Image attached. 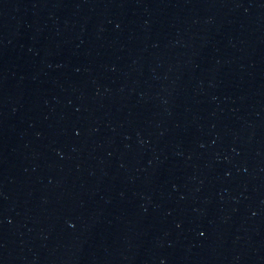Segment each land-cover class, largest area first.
<instances>
[{"label":"water","instance_id":"water-1","mask_svg":"<svg viewBox=\"0 0 264 264\" xmlns=\"http://www.w3.org/2000/svg\"><path fill=\"white\" fill-rule=\"evenodd\" d=\"M0 264H264V0H0Z\"/></svg>","mask_w":264,"mask_h":264}]
</instances>
